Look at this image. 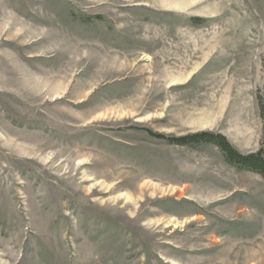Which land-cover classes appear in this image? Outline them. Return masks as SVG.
Wrapping results in <instances>:
<instances>
[{"label":"rangeland","instance_id":"1","mask_svg":"<svg viewBox=\"0 0 264 264\" xmlns=\"http://www.w3.org/2000/svg\"><path fill=\"white\" fill-rule=\"evenodd\" d=\"M0 1V264H264V0Z\"/></svg>","mask_w":264,"mask_h":264},{"label":"trees","instance_id":"2","mask_svg":"<svg viewBox=\"0 0 264 264\" xmlns=\"http://www.w3.org/2000/svg\"><path fill=\"white\" fill-rule=\"evenodd\" d=\"M261 109L264 114V95L261 97ZM168 140L179 145H194L201 142L214 143L225 151L227 159L230 162L245 168L256 170L264 176V147L256 153L244 155L235 150L223 135L207 131L184 137H172Z\"/></svg>","mask_w":264,"mask_h":264},{"label":"bare ground","instance_id":"3","mask_svg":"<svg viewBox=\"0 0 264 264\" xmlns=\"http://www.w3.org/2000/svg\"><path fill=\"white\" fill-rule=\"evenodd\" d=\"M1 2V1H0ZM20 12V11H19Z\"/></svg>","mask_w":264,"mask_h":264}]
</instances>
